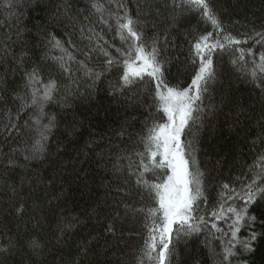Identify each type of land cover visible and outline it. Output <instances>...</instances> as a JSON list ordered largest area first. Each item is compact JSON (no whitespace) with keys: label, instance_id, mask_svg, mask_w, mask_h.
Segmentation results:
<instances>
[{"label":"trees","instance_id":"obj_1","mask_svg":"<svg viewBox=\"0 0 264 264\" xmlns=\"http://www.w3.org/2000/svg\"><path fill=\"white\" fill-rule=\"evenodd\" d=\"M207 2L219 29L186 0H0V264H156L145 242L162 216L150 214L158 203L143 181L162 182L166 170L145 172L141 161L146 129L167 118L157 111L155 80H122L124 61L135 59L119 27L126 17L142 33L135 43L159 50L171 87L191 85L202 36L225 45L205 50L215 76L181 137L191 141L186 158L200 179L199 230L177 238L173 226L167 264H264V237L251 253H224L249 234L242 224L231 236L228 208L244 206L253 181L264 188V0ZM253 213L252 228L264 231V197ZM33 238L39 249L29 248Z\"/></svg>","mask_w":264,"mask_h":264},{"label":"snow or ice","instance_id":"obj_2","mask_svg":"<svg viewBox=\"0 0 264 264\" xmlns=\"http://www.w3.org/2000/svg\"><path fill=\"white\" fill-rule=\"evenodd\" d=\"M41 0H31V6L40 3ZM189 5L201 8L203 16L207 18L213 27L220 28V20L213 13L207 0H186ZM135 21L126 17L125 22L119 24L122 30H125L134 43L132 47L135 50L134 60L124 61V73L122 80L125 85L132 84L136 78L143 79L145 75L151 77L156 81L155 100L158 101L157 111H162L167 118L166 122H159L153 120L151 126L146 129V136L144 137V148L148 156V162L141 161L144 171L151 170H166V178H162V182L149 184L148 181H143L147 185L149 191L154 195V199L158 203V208L149 209L150 214L156 217L161 214L162 220L159 226L154 224L150 229L149 239L145 242L146 252L150 260H155L156 264H167L169 258L174 255L175 248L173 245V234L175 228V235L177 238L187 235L191 232L199 230L197 224H193L195 219L193 212L195 205L201 196L200 179L198 174H193L190 171L189 160L186 156L189 154L188 149L191 148V141L187 144L181 140L185 130L191 127L199 119L197 113L203 111L200 107L202 97L208 90V83L214 78L215 72L213 69V61L211 55H205V50H213L217 47L224 48V44L208 43L209 37L212 33L201 37V42L196 43L197 55L200 56V65L191 85L188 88H177L168 86L162 79L161 63L157 56L159 50L153 47L151 51H146L142 44L137 45L135 42L142 39V33L135 30ZM259 35V33H257ZM229 43H240L239 40L231 36L225 37ZM60 41L56 40V45L59 46ZM131 52L128 53L131 56ZM107 55V53H106ZM137 61L141 63L137 65ZM261 64L258 65L261 72H264V55L260 56ZM109 64L112 61H108ZM29 76L31 82L32 74ZM256 75L255 72L252 73ZM55 82H49L43 99L51 100L52 91L55 89ZM194 89V92H193ZM33 103H35V94H33ZM191 122V123H190ZM34 151H39L35 148ZM145 153H138L141 157ZM157 157L159 159H157ZM27 159V157H26ZM151 165V168L149 167ZM159 176V173H157ZM138 183L141 181L138 180ZM255 185V181H253ZM253 185L247 187L245 195L242 197L244 206L238 210L232 207L228 208V212L233 214L235 219L229 225L231 229V236L235 238L237 232L240 230L242 224L249 227L248 237L244 240H238L231 247L225 248V259H230L233 255L234 249L242 248L244 252H253L254 245L264 237V231H256L252 228V224L257 221V216L253 213L248 216L249 209L256 203L258 196L264 197V188L258 186L254 189ZM228 188V185H224ZM231 199V196L228 197ZM223 210V207H222ZM216 215V213H213ZM219 219V217H217ZM203 220V217L199 218ZM259 222L264 224V219ZM216 227V225H213ZM152 232L159 234V246L157 244V236L152 235ZM29 248L35 250L41 247L40 243L35 239H31L28 244ZM155 253L153 256L152 254Z\"/></svg>","mask_w":264,"mask_h":264},{"label":"rangeland","instance_id":"obj_3","mask_svg":"<svg viewBox=\"0 0 264 264\" xmlns=\"http://www.w3.org/2000/svg\"><path fill=\"white\" fill-rule=\"evenodd\" d=\"M138 62H140V61H138ZM141 63V62H140Z\"/></svg>","mask_w":264,"mask_h":264}]
</instances>
